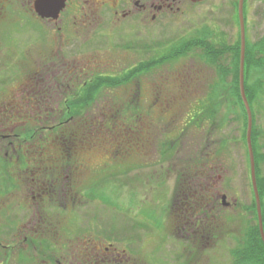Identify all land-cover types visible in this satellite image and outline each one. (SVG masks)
<instances>
[{"label": "rangeland", "instance_id": "374dc122", "mask_svg": "<svg viewBox=\"0 0 264 264\" xmlns=\"http://www.w3.org/2000/svg\"><path fill=\"white\" fill-rule=\"evenodd\" d=\"M233 1L235 0H218L215 4L216 16L220 33H225L226 37L233 35L238 38L240 26ZM213 4L212 0L204 4L206 20L209 18L211 21L208 8ZM246 12L247 40L254 44L264 38V0H248ZM25 30L26 32L19 33L21 42L41 41L42 36L38 30ZM105 47L102 43L101 46L95 44L93 50L83 54V57H62L67 64L62 67L54 65L55 57H10L9 64L5 61L6 57H0V82L3 79L1 76L16 75L12 83H3L1 89L11 87V90L13 87V90H18L30 75L35 76L34 80L37 81L36 71L64 70L74 66H77L76 70L79 72L84 70L89 74L83 76L85 73H78L82 76L72 78L73 88L78 89L87 77L100 74L117 76L136 66L138 62L161 59L154 56L123 57L122 54L107 57L109 52ZM214 79V69L206 65L201 57H179L156 66L152 72L144 73L132 85L107 91L101 97L97 107L90 112L92 118L104 116L107 121L115 113L112 109L126 108L128 104H133L132 107L139 108V114H143L139 118L129 112V116L120 118L113 125L108 121V136L99 139L93 147L85 149L83 146L80 151L77 150L76 160L72 159L71 164L62 160V167L63 164L67 168L72 166L76 183L73 192L77 194L78 201L76 210L72 212L76 213L73 218L70 217V212L61 217L63 226L69 225L66 230L62 229V241L70 245L60 255L63 263L233 264L230 251L242 236L241 231L247 220L244 205L249 204L252 199L244 146L236 141L231 142L224 151L217 153L209 163L206 162L211 168L208 181L204 182L207 191H210L209 209L218 215V219L216 223V218L210 213V217L205 218V223L200 226H208L210 231L207 229L202 232L199 227L198 233L188 226L191 223L190 217L184 215L182 218L180 206L171 205L178 175L186 166L184 157L181 154L174 157V150L173 155L171 151H163L166 148L164 144L168 143L169 148L178 140L183 130L182 125L186 122V114L198 109L197 105L205 99ZM48 80L43 76L39 83L43 84ZM73 88L68 90L72 91ZM69 91L63 95L68 96ZM159 95L163 101H174L169 111L157 99ZM191 106L195 107L189 108ZM19 123L21 121L18 117L13 118V126ZM258 123L264 128V105L260 109ZM73 125L76 126L75 121L71 122L72 128ZM101 127L104 129L105 126L102 124ZM214 132L217 144L223 138L231 139L241 135L237 121L231 126L219 125ZM185 142L187 143L186 137ZM6 144L7 141L0 139V150L6 151ZM32 147L31 151L39 153L36 146ZM119 148L121 151L115 159L113 154ZM75 149L74 147L73 150ZM163 153L169 155L165 154V158H162ZM0 165L9 164L3 158L0 159ZM108 171L110 173L106 174ZM17 172L15 169L13 179L23 185L24 179H18V176L25 177ZM95 189H98L97 197L94 196ZM19 191L14 190V193L10 192L6 196L0 194V213L15 211L18 217L15 228L18 229L23 224L21 214L25 211L18 207L23 204ZM69 192L66 196L62 193V199L67 197L64 202L69 201ZM223 195H226V203L229 205L222 207L218 203L222 202ZM16 198L22 199L19 204L16 203ZM11 200L16 204L14 211L12 206H7ZM172 207H175L174 210H171ZM195 215L196 218L197 214ZM67 217L77 224L76 237L71 236L70 231L75 230L66 220ZM4 219H0V230L9 227ZM182 222L183 227L187 225L186 228H182ZM113 229H116L114 234ZM17 261V264H21L22 259Z\"/></svg>", "mask_w": 264, "mask_h": 264}, {"label": "flooded vegetation", "instance_id": "af4514ba", "mask_svg": "<svg viewBox=\"0 0 264 264\" xmlns=\"http://www.w3.org/2000/svg\"><path fill=\"white\" fill-rule=\"evenodd\" d=\"M42 1L45 2L38 6ZM207 1L0 0V57H6L7 64L12 57H55L54 65L62 67L67 65L62 57H83V54L93 50L95 44L101 46V43L109 52L107 57L118 54L147 58L205 57L203 46L206 41L221 44L223 40L234 43L238 39L220 33L215 5L218 0H212L216 7L208 8L211 21L209 18L206 20L203 7ZM233 3L241 35L240 0ZM247 4L248 0H244L242 16L246 40ZM25 29L38 30L41 41L21 42L19 33L26 32ZM76 68L36 71L38 80L30 75L24 86L20 85L18 90L14 87L16 91L13 87L11 90V87L1 89L3 83H12L16 75L1 76L0 139L7 141V150H0V159L4 158L9 165H0V194L6 196L20 190L18 195L22 196L23 204L18 207L25 211L18 214L25 220L20 229L15 228L18 217L13 200L7 206H12L14 212L0 213V217L9 224L6 230H0V264H17L19 259H22L21 264H66L60 255L63 249L70 246L62 241V229L66 230L69 225L63 226L61 217L70 212L73 218L76 213L72 212L78 202L77 194L73 192L76 183L72 166L50 167L51 172L30 162L24 167L13 166L19 158L14 157L16 151L10 147H14L15 137H18L13 126L16 114L46 110L49 112L47 117L40 118L41 124L52 125L59 120L61 114L58 110L67 100V95L63 94L73 88L72 78L78 77V73H85ZM43 76L49 80L41 84ZM67 80L69 83H66ZM69 94L74 96L76 93L70 90ZM52 110L58 113L54 117L50 116ZM15 169L25 177L18 176V179H24L23 185L12 181ZM68 192L69 201L64 202L67 197L62 199V193L66 196ZM21 200L16 198V203ZM66 220L75 230L70 231L71 236L76 237V222L69 217Z\"/></svg>", "mask_w": 264, "mask_h": 264}, {"label": "trees", "instance_id": "16d2710c", "mask_svg": "<svg viewBox=\"0 0 264 264\" xmlns=\"http://www.w3.org/2000/svg\"><path fill=\"white\" fill-rule=\"evenodd\" d=\"M240 36L239 33L238 39L234 43H226L224 40L221 44H216L210 40L206 41L203 46L205 57L201 58L206 65L214 69L216 79L209 85L205 99L200 102V105H197L198 109L186 114L185 124H180V126H183V130L181 131L182 133L180 132L178 140L169 148L168 143L164 144L166 148L163 151H171L172 155L176 151L174 157L177 154H181L184 157L186 166L178 175L171 205L175 207L180 206L183 211L182 218H184V215L190 217L191 223H188V226L190 225L191 229L198 233L197 228L205 223L204 219L209 218L210 213L216 218V223L218 219V215L209 209L208 199L210 191H207L208 188L204 184V182L208 181V175L211 172V168L207 164L209 163L208 161L213 159L217 153L224 151L231 142L236 141V143H241L244 146L248 163L249 193H251L252 199L249 204L244 205V211L247 216L245 228L241 231L242 236L238 239L237 245L231 249L230 253L233 264H264V242L260 234L259 213L257 212L256 198L252 186L250 157L246 141L248 113L245 110L246 107L240 87ZM176 58L179 57H161V59H154V61L151 59L141 61L136 66L117 76L100 74L87 77L82 81L78 89L75 87L72 90L74 92L75 89L77 90L74 96L68 94L67 100L63 102L61 109L58 110L61 115L55 124L45 123L43 125L40 123V118L43 116L47 117L46 114L49 111L46 110L40 113V110L35 109L33 112H28L24 115L22 113L16 114L15 117H18L21 123L14 126V133L18 137H15L14 147L10 148L16 151L14 157H18L19 159L14 162L13 166L24 167L27 166V163L29 165L30 162L37 167L44 166L48 168L46 169L47 172H51L52 169L50 167L62 166V160H66L65 162L68 161L71 164L72 159L76 160L75 155L77 150L80 151L79 149L83 148V146L85 149L93 147L99 142V139L101 140L108 136V121H111L113 125L117 124L120 118L129 116V112H132V116L138 115L139 118L143 114H139V108L135 109L132 107L133 104L131 106L128 104L126 108L112 109L115 113L112 119H109V117L107 121H105L104 116L92 118L90 112L94 107H97L96 104H98L101 97L107 91L132 85L135 80L139 79V76L152 72L156 66H160L166 61ZM244 68V89L253 113L252 146L262 206V224L264 226V128L258 123V115L264 105V38H261L254 44H250L246 40ZM85 75L89 76L88 73L83 74V76ZM81 76L80 74L78 75V77ZM161 98L159 95L157 99H160L159 102H163L164 106H166V111H169L172 105H174V101H163ZM194 107L191 106L189 108L193 109ZM55 113L57 111H50V116L54 117ZM88 119L91 120L88 121ZM73 121H75L76 126L73 125L72 128L71 122ZM234 121L238 122L241 135L237 138H223L220 144H217L214 131H217L219 125L231 126ZM102 124L105 126L104 129L101 127ZM209 127L210 130H208ZM187 132L189 135H187ZM183 134H186L188 137L186 135L183 136ZM185 137L187 143L185 142ZM32 146H36L39 153L28 152L33 148ZM73 146L76 148L75 151L73 150ZM121 148L117 149L113 154L115 159L118 158ZM185 151H187L188 155ZM165 154L169 155V153H163L162 158H165ZM63 166L66 165L63 164ZM183 171L184 173H182ZM107 173H110V171ZM97 192L98 189H95V197H97ZM218 204L223 207V200ZM175 207H172L171 210H174ZM195 214H197L196 218ZM183 223H181L182 228H186L185 226L183 227ZM199 229H202V232L207 229L210 231L208 226L200 227ZM115 230H112V234L115 233ZM120 239L123 240V238Z\"/></svg>", "mask_w": 264, "mask_h": 264}, {"label": "water", "instance_id": "95a60500", "mask_svg": "<svg viewBox=\"0 0 264 264\" xmlns=\"http://www.w3.org/2000/svg\"><path fill=\"white\" fill-rule=\"evenodd\" d=\"M45 1L39 3L38 6L42 5ZM243 2L244 0H240V23H241V61H240V87H241V94L242 98L244 99V104L248 113V128H247V144H248V151L250 157V170H251V179H252V186L256 198L257 204V212L258 219H259V228L262 240L264 242V226H263V218H262V206L260 200V194L258 191V184H257V177H256V167H255V157L254 151L252 146V130H253V113L250 107V104L247 100L246 93H245V56H246V37H245V26H244V19H243ZM44 16V14L40 13ZM226 195L222 196L223 205H229L226 203Z\"/></svg>", "mask_w": 264, "mask_h": 264}]
</instances>
